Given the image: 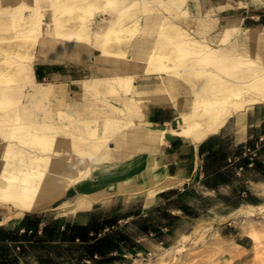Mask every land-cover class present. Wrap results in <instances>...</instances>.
<instances>
[{"label": "bare ground", "instance_id": "6f19581e", "mask_svg": "<svg viewBox=\"0 0 264 264\" xmlns=\"http://www.w3.org/2000/svg\"><path fill=\"white\" fill-rule=\"evenodd\" d=\"M198 2L0 0V223L49 207L73 215L119 192L152 198L170 185L151 163L169 134L199 144L233 117L244 131L248 112L264 104V26L240 22L215 40L209 32L217 17L210 10L197 14ZM194 14L195 28L186 21ZM89 60L94 73L79 80L81 103L67 99L66 81L37 76L39 62ZM154 103L174 108L166 126L148 120ZM144 153L152 155L141 182L130 175L94 192L82 189L102 167H133ZM72 189L78 192L69 197ZM228 217H240L253 249L263 250L264 224L260 233L256 223H264V202L199 221L167 252L188 249L189 237L216 236L213 221Z\"/></svg>", "mask_w": 264, "mask_h": 264}, {"label": "crops", "instance_id": "0c3cea01", "mask_svg": "<svg viewBox=\"0 0 264 264\" xmlns=\"http://www.w3.org/2000/svg\"><path fill=\"white\" fill-rule=\"evenodd\" d=\"M201 1L220 5L227 0ZM234 3V7L224 10L228 15L236 17L239 23L264 26V6L251 0ZM53 67L41 64L38 73L49 75ZM83 77L73 82L80 84ZM147 118L154 126L163 127L175 118V110L169 105L150 104ZM233 118L232 123L231 118L220 132L199 144L169 134L168 144L157 155L144 153L135 158L133 167L126 162L106 165L82 187L94 192L130 175H136L141 182V173L152 155L151 163L165 172L162 184H170L152 198L146 192H119L73 215L38 210L0 223V264H86L88 260L91 264H127L135 254L147 252L153 244L172 245L209 217L213 209L223 211L244 201H262L259 184L264 182V150L259 149L251 165L245 149L256 143L264 146V104H257L248 112L244 131ZM235 156L240 159L230 162ZM77 192L70 190L69 197ZM2 218L1 215L0 221ZM235 247L241 245L237 243Z\"/></svg>", "mask_w": 264, "mask_h": 264}, {"label": "rangeland", "instance_id": "374dc122", "mask_svg": "<svg viewBox=\"0 0 264 264\" xmlns=\"http://www.w3.org/2000/svg\"><path fill=\"white\" fill-rule=\"evenodd\" d=\"M239 4L243 5V3L241 2ZM234 5H236L234 3V0H227L220 5H216L215 3L206 4L203 1L199 0L197 6V14L204 15L207 11L210 10L217 17L216 22H214V28L211 30V32H209V35L213 39L216 40L226 26L239 24V20L236 19V17L228 15V11H224L226 9L234 7ZM186 21L190 24V26L195 28L198 25L199 19L194 14L193 17H189ZM97 53L98 51L91 52V54L95 55H97ZM89 63L80 64L65 61V63L62 62L60 66H54L45 62H39L36 65V72L38 78L44 81H66L68 83L67 99H69L70 101L76 100L81 103L83 102V98L85 97L84 88L83 86L80 87L81 84H76L77 82H73V80L78 79L81 76L87 77L94 73V71L92 70L94 65L90 60ZM41 64L54 66V71L46 76L38 73V67ZM144 66L145 62L142 63V69H139L140 72L138 71L136 73V79L138 83L144 82ZM131 71L134 72L135 70L132 69ZM233 121L234 118L230 120L231 123ZM259 185L262 188V193L264 195V182L260 183ZM263 202L264 197L262 201L257 203L244 201L238 207L243 204H260ZM238 207L226 209L223 211L213 209L210 213V216L203 220H208L209 222L212 220L213 216H216L217 214H219V216L227 215ZM44 210L48 211V213L57 212V214H59V210L52 209V207ZM1 211L2 210H0V216L2 215ZM255 219L262 218L259 216L255 217ZM213 223L214 227H217L216 236L211 235V232L208 231V233L204 237H189L184 242L185 248L188 249H185L184 251L179 252L175 255H172L166 250L171 245L153 244L150 250H148L147 252L143 254H135L134 257L130 258L129 261H127V264H134L137 260H150L152 262L150 264H158V262L161 261L160 258H162V261L166 262V264H264V248L258 253L255 249H253V239L247 233L245 229L246 227L244 223H242L240 217H228L222 220H214ZM263 224V222L256 223V226L259 228L260 233V227L263 226ZM193 229L194 228H192L187 233L191 234ZM237 243H239L241 247H235Z\"/></svg>", "mask_w": 264, "mask_h": 264}, {"label": "built area", "instance_id": "2783aa9c", "mask_svg": "<svg viewBox=\"0 0 264 264\" xmlns=\"http://www.w3.org/2000/svg\"><path fill=\"white\" fill-rule=\"evenodd\" d=\"M261 148L264 150V146L260 145L259 143H256L253 147L251 146L246 147L245 154H248L250 156L251 165L253 164V160L258 155V151ZM239 159H240L239 156H235V157L230 158L229 160L230 162H235V161H238ZM86 264H91V261L90 260L86 261Z\"/></svg>", "mask_w": 264, "mask_h": 264}]
</instances>
